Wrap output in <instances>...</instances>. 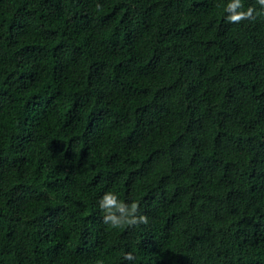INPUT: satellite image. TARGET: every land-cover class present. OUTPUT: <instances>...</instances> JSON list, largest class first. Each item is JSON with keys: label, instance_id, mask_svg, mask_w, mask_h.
I'll return each mask as SVG.
<instances>
[{"label": "trees", "instance_id": "trees-1", "mask_svg": "<svg viewBox=\"0 0 264 264\" xmlns=\"http://www.w3.org/2000/svg\"><path fill=\"white\" fill-rule=\"evenodd\" d=\"M226 3L0 0V264H264V9Z\"/></svg>", "mask_w": 264, "mask_h": 264}, {"label": "clouds", "instance_id": "clouds-1", "mask_svg": "<svg viewBox=\"0 0 264 264\" xmlns=\"http://www.w3.org/2000/svg\"><path fill=\"white\" fill-rule=\"evenodd\" d=\"M257 3L264 9V0H257ZM225 20L228 22H241L253 18V8L244 7L243 0H227L225 5ZM99 210L103 213L102 222L111 227L122 224L137 225L147 223V216L140 210L136 201L126 202L119 199L118 194L112 191L104 192L97 201ZM124 260H133L131 252L124 254Z\"/></svg>", "mask_w": 264, "mask_h": 264}]
</instances>
